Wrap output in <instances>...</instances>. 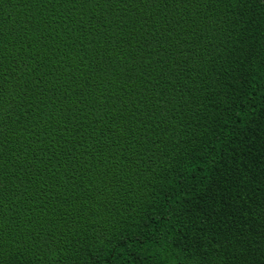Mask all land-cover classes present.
<instances>
[{"label": "trees", "instance_id": "16d2710c", "mask_svg": "<svg viewBox=\"0 0 264 264\" xmlns=\"http://www.w3.org/2000/svg\"><path fill=\"white\" fill-rule=\"evenodd\" d=\"M0 264H264V0H0Z\"/></svg>", "mask_w": 264, "mask_h": 264}]
</instances>
